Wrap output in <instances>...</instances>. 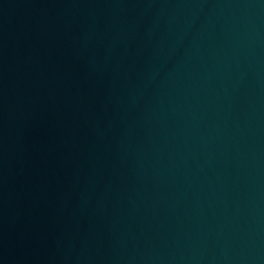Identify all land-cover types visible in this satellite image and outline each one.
I'll return each instance as SVG.
<instances>
[{
  "label": "water",
  "instance_id": "obj_1",
  "mask_svg": "<svg viewBox=\"0 0 264 264\" xmlns=\"http://www.w3.org/2000/svg\"><path fill=\"white\" fill-rule=\"evenodd\" d=\"M0 264H264V0H0Z\"/></svg>",
  "mask_w": 264,
  "mask_h": 264
}]
</instances>
